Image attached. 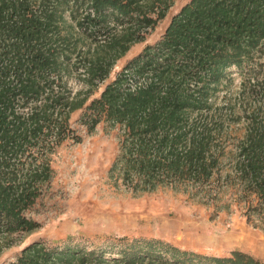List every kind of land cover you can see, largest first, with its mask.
<instances>
[{"label":"trees","instance_id":"obj_1","mask_svg":"<svg viewBox=\"0 0 264 264\" xmlns=\"http://www.w3.org/2000/svg\"><path fill=\"white\" fill-rule=\"evenodd\" d=\"M173 5L0 0V255L40 227L27 213L51 186L52 156L83 142L74 114L87 135L100 124L118 132L108 171L117 188L171 189L214 207L226 188V210L244 204L248 223L264 221V0H188L106 83ZM236 75L238 98L218 105ZM5 264L264 262L237 249L215 256L158 239L68 236L29 243Z\"/></svg>","mask_w":264,"mask_h":264},{"label":"rangeland","instance_id":"obj_2","mask_svg":"<svg viewBox=\"0 0 264 264\" xmlns=\"http://www.w3.org/2000/svg\"><path fill=\"white\" fill-rule=\"evenodd\" d=\"M187 1L174 0L167 17L145 42L133 46L118 61L106 83L147 44L160 39L172 15ZM241 82L236 75L234 85L220 94L218 105L223 104V96L229 100L238 98ZM78 118L79 114H74L72 123L83 136V142H66L58 148L52 156L55 176L51 186L27 213L40 227L5 249L0 255V264L14 261L29 243L58 242L68 236L96 245L123 237L158 239L182 249L215 256L264 241V221L253 218V222L248 223L244 204H233L226 210V188L216 207L171 189L134 195L117 188L109 181L108 171L118 151V132L100 124L94 134L87 135L85 128L75 123Z\"/></svg>","mask_w":264,"mask_h":264},{"label":"crops","instance_id":"obj_3","mask_svg":"<svg viewBox=\"0 0 264 264\" xmlns=\"http://www.w3.org/2000/svg\"><path fill=\"white\" fill-rule=\"evenodd\" d=\"M241 251L249 253L264 262V241H258L254 246L240 248Z\"/></svg>","mask_w":264,"mask_h":264}]
</instances>
